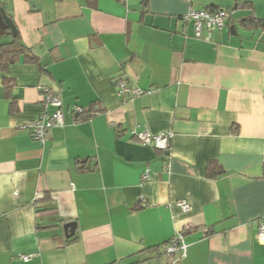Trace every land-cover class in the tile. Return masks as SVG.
Masks as SVG:
<instances>
[{
	"label": "crops",
	"instance_id": "1",
	"mask_svg": "<svg viewBox=\"0 0 264 264\" xmlns=\"http://www.w3.org/2000/svg\"><path fill=\"white\" fill-rule=\"evenodd\" d=\"M0 3L25 47L0 67V264H171L177 235V264H264V0ZM190 9L229 17L198 40ZM44 89L64 125L40 145Z\"/></svg>",
	"mask_w": 264,
	"mask_h": 264
},
{
	"label": "built area",
	"instance_id": "2",
	"mask_svg": "<svg viewBox=\"0 0 264 264\" xmlns=\"http://www.w3.org/2000/svg\"><path fill=\"white\" fill-rule=\"evenodd\" d=\"M229 13L224 9H217L209 11L207 9H190L183 17L182 21L185 23H191L194 30V37L198 40L208 41L213 31L222 30L227 22ZM115 86L120 95L126 93L133 96H139L143 94L142 90L129 88L127 83L118 79L115 80ZM43 107L52 108L51 112H44L37 119L30 123L23 125L22 128L28 130L33 140L40 145L45 143L48 131L52 128H61L64 125L62 113H61V102L56 96L49 91L44 89ZM75 113H80V108H74ZM138 130H134V137L143 145H149L158 151H166L169 147V142L173 136L171 131L161 132L159 134H151L149 130L144 127H138ZM143 180L149 179V171L145 170L142 176ZM177 207L183 212L188 213L191 210L190 205L180 200L176 203ZM257 237L260 241H264V225H260L258 228ZM165 253L173 256L171 264H177V262L184 258L186 255V245L181 235H177L166 247ZM20 260L28 261L29 256L18 255Z\"/></svg>",
	"mask_w": 264,
	"mask_h": 264
},
{
	"label": "trees",
	"instance_id": "3",
	"mask_svg": "<svg viewBox=\"0 0 264 264\" xmlns=\"http://www.w3.org/2000/svg\"><path fill=\"white\" fill-rule=\"evenodd\" d=\"M0 6L2 7L1 3ZM208 10V9H207ZM209 11H214L212 9H209ZM11 20L12 17L10 15H7ZM13 22V20H12ZM9 31V30H7ZM5 36H11V41L8 43H4L0 45V67L1 66H7L9 64H12L18 60V57L25 52V47L22 45L19 33L17 32L16 35L12 36L10 34L4 33ZM75 113V112H74ZM76 118H80L85 113H75ZM164 246V251H165ZM165 253V252H164Z\"/></svg>",
	"mask_w": 264,
	"mask_h": 264
},
{
	"label": "water",
	"instance_id": "4",
	"mask_svg": "<svg viewBox=\"0 0 264 264\" xmlns=\"http://www.w3.org/2000/svg\"><path fill=\"white\" fill-rule=\"evenodd\" d=\"M4 33L14 36L16 35L17 30L12 20L7 16L5 10L0 6V36H2ZM63 229L65 237L68 239L74 234L75 224L67 223L64 225Z\"/></svg>",
	"mask_w": 264,
	"mask_h": 264
}]
</instances>
